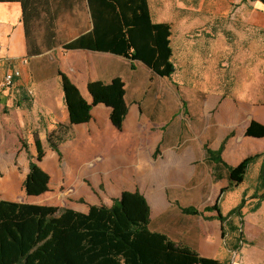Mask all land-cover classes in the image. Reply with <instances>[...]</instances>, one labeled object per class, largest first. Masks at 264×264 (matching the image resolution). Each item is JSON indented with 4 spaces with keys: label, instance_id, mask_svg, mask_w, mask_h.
I'll return each instance as SVG.
<instances>
[{
    "label": "rangeland",
    "instance_id": "374dc122",
    "mask_svg": "<svg viewBox=\"0 0 264 264\" xmlns=\"http://www.w3.org/2000/svg\"><path fill=\"white\" fill-rule=\"evenodd\" d=\"M249 1L149 0L152 15L164 10L162 21L174 26L173 61L178 72L171 79L173 92L166 84H150L149 80L138 94L130 92L141 110L143 107L147 111L148 122L140 121L138 128H125L121 140L126 143L125 148L107 141L97 145L88 139L89 133L75 131L70 124L65 100L59 95L57 60L65 54L61 46L45 51L33 61L0 59V197H7L2 184L8 180L13 185L11 198L62 209L111 205L124 191L136 189L145 196L159 193L154 197L165 201L162 209L171 208L167 232L186 246V215L181 208L203 209L216 190L210 180L193 186L200 183L205 173L201 179L188 182L191 187L186 188V166L175 174L169 172V167L175 159L184 161L186 149L196 148L195 140L205 126L211 135L215 134L212 125L220 102L205 113V104L212 96L264 105V25L252 22L253 6ZM88 27L85 13L75 11L58 22L59 39L61 43L69 41ZM183 40L188 45L186 58L180 52ZM14 72H19L20 77L8 86L6 77ZM135 74L146 75L140 68ZM38 86L41 89L37 92ZM86 99L93 100L89 95ZM140 113V119H144ZM51 134L61 155L51 147ZM60 138L64 141L60 142ZM36 139L43 143L45 158L41 167L51 177V191L29 197L24 182L30 161H36ZM150 164L157 165L160 171L152 190L145 188L143 182L151 176L147 169ZM138 165L145 166L146 171L136 172ZM162 173L169 175V180ZM258 175L254 170L247 175V185L242 187L246 191L244 197H263L264 179L260 177L259 188L253 185ZM178 184L181 186L176 187ZM239 234L234 236L227 230L228 249H235ZM239 247H243L242 243Z\"/></svg>",
    "mask_w": 264,
    "mask_h": 264
},
{
    "label": "trees",
    "instance_id": "16d2710c",
    "mask_svg": "<svg viewBox=\"0 0 264 264\" xmlns=\"http://www.w3.org/2000/svg\"><path fill=\"white\" fill-rule=\"evenodd\" d=\"M0 3L21 5L28 58L57 48L59 18L76 8H84L92 18L93 31L65 45L66 50L114 53L132 62H143L162 78H171L176 72L172 60V25L153 22L149 0H0ZM59 76L72 126L90 122L93 108L103 104L112 110L113 126L120 131L123 129L129 115L126 82L121 78L110 84L91 82L88 85L93 99L90 103L66 74L59 71ZM246 136L263 139L264 126L253 121ZM49 142L53 151L61 155L52 134ZM225 144L218 151L206 147L207 158L228 169L230 189H233L261 155L250 157L240 171L222 159ZM35 146L36 161H30L24 182V191L29 197L51 191V177L41 167L45 150L40 139L35 140ZM263 172L264 169L262 180ZM2 189L7 197L13 195L11 181H4ZM244 203L245 200L228 216L220 217L227 222L228 232H239V227L228 220L242 216ZM182 211L200 214L196 208ZM150 223L151 208L139 190L123 192L111 207L91 206L89 213L0 201V264H225L218 259L203 258L165 234L151 231ZM243 241L240 237L235 249Z\"/></svg>",
    "mask_w": 264,
    "mask_h": 264
},
{
    "label": "crops",
    "instance_id": "0c3cea01",
    "mask_svg": "<svg viewBox=\"0 0 264 264\" xmlns=\"http://www.w3.org/2000/svg\"><path fill=\"white\" fill-rule=\"evenodd\" d=\"M249 2L253 6V13L251 15L252 22H258V24L264 25V3L261 0H251ZM75 11L85 13L89 19V27L82 28L77 36L73 37L69 41L61 43V40L59 39L61 51L65 52V54H61L60 60H57L60 68L59 71L66 74L71 79V81L79 88L85 99L86 96L89 95L88 85L91 82L100 81L105 84H110L114 79L121 78L124 82H126V101L129 106V115H127L123 129L120 131L111 123L110 115L112 110L107 106L100 104L93 108L90 122L81 125H74V130L78 132L86 131L89 133L88 139L92 140L97 145L101 142L107 141L110 144L116 145V147L125 148L126 143H121V140L125 137V128H138L140 126V121L145 124L148 122L147 111H145L143 107L141 110L138 103H135L133 100L134 95L132 98L130 92H133L134 94L141 92L142 89L146 87L147 80H149L150 84L152 82L159 83L161 85L166 84L168 90L173 92L174 84L171 82V79L177 75V64L173 61L176 72L171 78H162L159 76V78H156L153 76L155 73L147 65L140 61L132 62L124 57L115 55L114 53L111 54L90 50H66L64 48L65 45L93 31V24L91 22L92 18L89 11L84 8H76L72 13L66 15H72ZM151 11L153 14L152 8ZM157 11V17L153 15L154 23H170L172 25L171 46L173 48V59H175L176 48H174V26L172 22L162 21L165 19L164 10L159 9ZM66 15H64V17ZM64 17L62 16L59 18L58 22ZM0 46L1 60H19L22 58H28L29 53L27 50L25 30L22 23V10L20 4L0 3ZM187 48L188 45H186V41L183 40L180 52L185 58ZM37 58L38 57H32L28 59L33 61ZM183 66H186V61L183 63ZM139 68L146 74L144 75L145 77H140L135 74ZM58 83L60 84L59 95L62 99H64V91L62 88L63 84L61 79ZM40 89L41 87L38 86L37 92L40 91ZM131 101L132 105H130ZM219 102L220 105L215 115V123L212 125L214 127L213 129L215 134L211 135L210 128L205 126L202 129L199 138L195 140L196 148L186 149L184 161L180 162L175 159L169 167V172L175 174L182 171V167L186 166V188L191 187L188 182L195 178L198 180L201 179L203 173H205V177L201 179L200 183L193 186L199 187L204 184L205 181L210 180L213 183L212 186L216 190L212 201L209 203L207 202L210 198L209 196L206 200L208 204H205L203 209H198L200 212L199 215L185 214L186 246L183 245L185 244L183 241L173 239L167 232L166 227H168L167 224L169 223L167 214L170 212L171 208L170 206H166V208L164 207L162 209V205L165 201L160 199V197L158 200L154 197L159 193L151 195L148 193V195L145 196L140 189L136 190H139L146 197L150 205L151 231L165 234L170 240L176 242V244L196 251L203 258L218 259L225 264H264V197H244L246 191L242 189L243 185H247V175L253 170L259 173L254 180L253 185L255 188H259L261 183L260 177L264 164V161H262L264 158V138L254 139L247 137L246 130L253 121L261 124V126H264V105H256L254 102H243L229 98L224 99L223 97L217 98L212 96V98L206 102L207 104H205V113H209L215 105L217 106L219 104ZM66 111L68 113L67 107ZM140 111L142 112V117H144V119H140ZM170 113L171 112H167L166 114L170 115ZM116 141H118V143ZM160 141H162V138ZM224 142H226V144L222 153V159L227 165L235 167L240 171L243 170L245 162L250 157L261 155L259 160L250 165L244 173L242 181L236 183L233 189H230L228 169L225 166L217 164L215 161L207 158L206 147L213 151H218ZM147 169H149L151 176L150 178L145 176L146 178L143 181L144 187L152 190L151 188L156 184L160 171L158 166L155 164H150ZM135 171L141 174L146 171V168L145 166L138 165L136 166ZM165 173H167V171ZM168 176L162 173V177H166L169 180ZM208 185L209 184H207V186ZM175 186L180 187L181 185L178 184ZM238 189H240V191H238ZM11 197H0V201L6 200V202H22V204H28L25 203V201H18L17 199ZM243 200H245V203L244 208L242 209V216L230 217L228 220V222L233 221L234 226L239 227V235L244 240L242 242L243 247H239L235 251L228 249L225 244L228 224L227 222H223L220 217L228 216V214L236 209ZM112 205L113 204L106 206L111 207ZM91 206H77L69 209H73L81 213H89ZM186 208L196 207L186 206ZM182 209L183 208H181V211ZM160 219L162 220L161 223H157L155 225V223ZM232 234L236 236L237 231H233ZM235 252H237V254L234 259Z\"/></svg>",
    "mask_w": 264,
    "mask_h": 264
},
{
    "label": "built area",
    "instance_id": "2783aa9c",
    "mask_svg": "<svg viewBox=\"0 0 264 264\" xmlns=\"http://www.w3.org/2000/svg\"><path fill=\"white\" fill-rule=\"evenodd\" d=\"M0 50H1V46H0ZM19 77H20V73L19 72H14V73L8 75L6 77V82H7L8 86L12 85L13 82H15V80L17 78H19Z\"/></svg>",
    "mask_w": 264,
    "mask_h": 264
},
{
    "label": "water",
    "instance_id": "95a60500",
    "mask_svg": "<svg viewBox=\"0 0 264 264\" xmlns=\"http://www.w3.org/2000/svg\"><path fill=\"white\" fill-rule=\"evenodd\" d=\"M264 173V172H263ZM264 175V174H263ZM243 245V244H242ZM240 248H242V247H240ZM236 254H237V252H235V254H234V259L236 258L235 256H236Z\"/></svg>",
    "mask_w": 264,
    "mask_h": 264
}]
</instances>
